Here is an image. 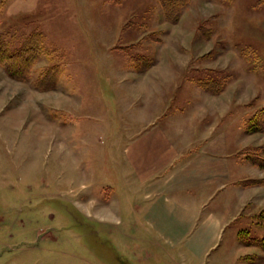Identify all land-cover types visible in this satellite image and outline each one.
Returning <instances> with one entry per match:
<instances>
[{
  "label": "rangeland",
  "instance_id": "374dc122",
  "mask_svg": "<svg viewBox=\"0 0 264 264\" xmlns=\"http://www.w3.org/2000/svg\"><path fill=\"white\" fill-rule=\"evenodd\" d=\"M179 13L167 20L161 0L1 5L0 36L11 48L32 36L41 53L23 80L0 66V264H264V131L245 130L264 110V1L186 0ZM146 125L178 144L175 166L226 132L229 183L197 213L227 221L213 243L143 223L123 149Z\"/></svg>",
  "mask_w": 264,
  "mask_h": 264
},
{
  "label": "crops",
  "instance_id": "0c3cea01",
  "mask_svg": "<svg viewBox=\"0 0 264 264\" xmlns=\"http://www.w3.org/2000/svg\"><path fill=\"white\" fill-rule=\"evenodd\" d=\"M211 135L176 166L173 164L179 155L178 144L162 126L146 125L128 138L123 151L131 174L130 198L135 187H140L142 221L158 236L177 241L207 239L210 244L227 223L222 213L212 210L198 222V207L227 185L231 175L226 132L219 129ZM130 206L133 211L132 200ZM181 229L195 231L181 235Z\"/></svg>",
  "mask_w": 264,
  "mask_h": 264
},
{
  "label": "trees",
  "instance_id": "16d2710c",
  "mask_svg": "<svg viewBox=\"0 0 264 264\" xmlns=\"http://www.w3.org/2000/svg\"><path fill=\"white\" fill-rule=\"evenodd\" d=\"M6 0H0V7ZM186 0H161L164 14L167 20L174 22L178 19L179 8ZM264 1V0H262ZM32 37V36H31ZM28 38L21 47L11 48L8 42L0 36V66L6 73L15 79L23 80L28 78L30 67L41 53L39 44L35 43V38ZM37 42V41H36ZM57 74L55 71L46 72L37 82L38 87L46 89L56 85ZM205 88L218 91L222 87L221 79L208 78L200 82ZM247 132L264 131V110L249 118L245 124ZM260 166H264V160H254ZM257 242V241H255ZM261 242V241H260Z\"/></svg>",
  "mask_w": 264,
  "mask_h": 264
}]
</instances>
